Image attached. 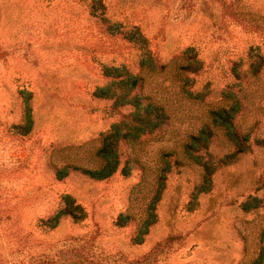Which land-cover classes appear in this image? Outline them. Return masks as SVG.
<instances>
[{
    "label": "rangeland",
    "instance_id": "obj_1",
    "mask_svg": "<svg viewBox=\"0 0 264 264\" xmlns=\"http://www.w3.org/2000/svg\"><path fill=\"white\" fill-rule=\"evenodd\" d=\"M104 67L169 119L94 181L72 167L132 111ZM65 196L84 218L50 229ZM0 264H264V0H0Z\"/></svg>",
    "mask_w": 264,
    "mask_h": 264
},
{
    "label": "trees",
    "instance_id": "obj_2",
    "mask_svg": "<svg viewBox=\"0 0 264 264\" xmlns=\"http://www.w3.org/2000/svg\"><path fill=\"white\" fill-rule=\"evenodd\" d=\"M103 75L105 78L111 79L112 82L105 87L97 89L95 93L96 97L103 100H113L114 105L119 107L129 106L132 108V111L125 120L113 125L109 132L103 136L102 145L96 153L99 168L81 169L79 167H72L80 170L94 181L107 180L118 171L121 144L132 146V144H135L144 137L155 136L169 119L164 110L154 104L150 98L137 94V90L139 91L142 87V79L140 77L131 75L128 72H122L118 68L109 67H104ZM29 111L26 110L25 124L14 126L15 129L22 130L24 133H28L31 130ZM237 111L238 107H234L231 111L223 109L220 114L217 112L213 114L217 115V119L221 122L230 124ZM211 141L212 130L206 127L200 131L199 135L192 137L190 143L185 145L184 152L186 158L192 161L198 160L200 158L199 152H209L212 145ZM128 170V168L122 169V172L128 174ZM205 171L204 184L201 185L204 188L202 192L209 189L208 182L214 170L210 166H207L205 167ZM61 173L62 171H59L58 174ZM63 204V208L57 214L44 221L50 229L56 228L63 218H70L74 221H80L84 218L82 208L76 205L70 197L65 196ZM121 221L124 222L123 217L118 220V224H122Z\"/></svg>",
    "mask_w": 264,
    "mask_h": 264
}]
</instances>
